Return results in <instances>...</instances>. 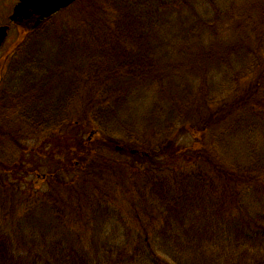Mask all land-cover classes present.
<instances>
[{
  "label": "trees",
  "instance_id": "16d2710c",
  "mask_svg": "<svg viewBox=\"0 0 264 264\" xmlns=\"http://www.w3.org/2000/svg\"><path fill=\"white\" fill-rule=\"evenodd\" d=\"M77 3L14 65L28 127H0L23 151L0 156V264H264V0ZM39 168L45 193L28 183ZM111 221L124 230H100Z\"/></svg>",
  "mask_w": 264,
  "mask_h": 264
},
{
  "label": "flooded vegetation",
  "instance_id": "af4514ba",
  "mask_svg": "<svg viewBox=\"0 0 264 264\" xmlns=\"http://www.w3.org/2000/svg\"><path fill=\"white\" fill-rule=\"evenodd\" d=\"M20 3L21 0H0V127L2 122L10 125L15 120L14 114L9 112L8 114L7 112L4 115L2 114V110H4L2 109V100H12V103L7 106V110L14 106H16L17 109V101L22 98L15 94L16 88L21 84V81L18 79L24 75L27 77L26 70L16 71L14 65H16L18 61L28 59V43L32 40L31 36L40 30L46 22H43L36 29H33L32 26L36 22L35 20L37 19V16L30 15L31 18H29L28 7L18 9ZM75 4H77V1L65 9H68ZM65 9H62L54 16L57 17V15L62 13ZM27 81L28 77L23 83L25 86ZM19 120L25 122L26 127H28V96L25 99L24 110L22 111ZM7 127L12 129L10 126ZM26 130L21 133H28ZM16 141L17 140L11 142L6 138L1 139L0 131V156L3 154V158L6 161H9L10 166L12 167L15 165L17 157L23 154L21 148L17 149L15 145ZM25 159L28 160L27 150L25 153ZM26 165L28 166V163H26Z\"/></svg>",
  "mask_w": 264,
  "mask_h": 264
},
{
  "label": "rangeland",
  "instance_id": "374dc122",
  "mask_svg": "<svg viewBox=\"0 0 264 264\" xmlns=\"http://www.w3.org/2000/svg\"><path fill=\"white\" fill-rule=\"evenodd\" d=\"M80 7H81V5L78 4V3L71 7L70 10H71V12L74 13L73 14L74 16H77L78 11L80 10ZM65 14H66V12L56 17L57 19H55L54 22L56 23L57 26L59 25V23H62V22H60V20L63 18V16H65ZM46 44H48V43L46 42ZM19 91H20V89H19V87H17L16 90H15V92H19ZM1 103H2V109H4V110H2V114L3 115L6 112L8 114V112H9L11 114H14V116H15L16 121H14L13 124L11 123L9 126L12 129H18L22 125L20 123L22 121H20L19 120V117L17 116V114L19 113L18 109H16V106H14V107L8 108V110H7V106L12 103V100H10V99L2 100ZM76 111H77V108H73L71 112H72L73 115H75L76 114ZM140 113H141V108H137V109L134 110L133 113H131V116H133V117L136 115V117H135L136 122L142 121V117H141V114ZM136 122H135V126H137V128H138L140 123H136ZM215 129H211V130L214 131ZM25 130L26 129H24V131ZM26 131L28 132V129ZM90 132L91 131H86L87 136L89 135ZM146 135L149 137L150 136V133H147ZM178 135H179V130H178ZM197 135H198L197 132H194L191 135H184V136L181 137V140H182V142L188 143L189 144L188 146L191 147V148L194 147V144L193 143H195V147L194 148H196L197 140L195 138L198 137ZM18 136H19L18 141L21 144L23 143L24 145H26L27 148L33 147V145L36 144L37 139H38L37 136H34V137L30 136L29 135V132L28 133H21ZM167 136H169V135H167ZM158 137L159 136H157L156 138H158ZM162 139H165V137H162ZM214 140L215 139L211 138V133L210 132L207 135L205 134V136L204 135L201 136L202 143L205 142V144L212 149L213 157L216 159L215 160V164L217 166H219V164L217 163V160H224V158L222 156H217L216 149L214 147ZM143 142H146V140H145L144 137L140 140V144L143 143ZM262 152L264 153V151H262ZM117 155L120 156V157H124L123 151L118 152ZM143 155H145V154H143ZM18 157H20V155ZM18 157H17V159H18ZM134 159L140 160V159H142V157H140V155L135 154L132 157V160H134ZM209 166H211V165L210 164H207L206 167L205 166L204 167L208 170L207 167H209ZM224 167H231V168H233L234 167V164L231 163V161H230V163H224ZM35 169H37V168H35ZM31 172L32 173L28 174V183H29V181L35 182L37 184V188L36 189L41 190L39 193H45L46 191L51 190L50 186H47L45 184V182H43V179L41 178V176H39V175H42V172H45V173L52 172V169L51 170L50 169H48V170H42V169L39 168L37 171H31ZM261 173H262V171H257V172L255 171V172H252V175L260 176ZM125 174H124V176H122L121 173L119 174V180H120L121 183L124 182V185H126V183H127V180L125 179ZM63 179H64V177H62V180ZM66 180L69 181L70 179L67 177ZM137 181H138L139 186L143 182V180L140 179V178ZM65 194H68V192H66ZM87 194L88 193H86V194L83 193V200H85V199L87 200L88 197H90L89 194L88 195ZM127 197H128L127 194H123V198L122 199H124V200L123 201H120V203L117 204V206L120 208L119 209V212L121 213L122 219H129V217H133L134 216L133 214L130 213V212H132V209H131L132 206L131 205H132L133 202H130V201L125 200V198H127ZM147 199H149V198L147 197L146 200ZM140 200H141V202H144L145 201V200H142V199H140ZM111 215H113V213L112 214L111 213L109 214V216H111ZM73 217H76V216H73ZM111 218H116V217L112 216ZM70 221H71V224L74 225V226L77 223V221H76L75 218L70 219ZM10 228H11V224L8 223V222H5V224L3 225V229L4 230H10ZM124 228H125V226L123 227L122 222H119L118 221V223H117L116 221H113V223H112V221H111L106 227L102 225V227L100 228V230H124ZM89 229H90V227L87 224L86 225H83V226L81 224H79V225H77V226H75L73 228V230H83V231H80L81 234H85L86 233V230H89ZM120 232L121 231H117L116 234L119 235ZM106 235L107 234L103 235L102 237L105 238V239H107L106 238Z\"/></svg>",
  "mask_w": 264,
  "mask_h": 264
},
{
  "label": "water",
  "instance_id": "95a60500",
  "mask_svg": "<svg viewBox=\"0 0 264 264\" xmlns=\"http://www.w3.org/2000/svg\"><path fill=\"white\" fill-rule=\"evenodd\" d=\"M76 0H21L19 8L28 7V17L37 16L32 28L38 27L45 19L69 6ZM134 152L136 150H133ZM147 154V153H143Z\"/></svg>",
  "mask_w": 264,
  "mask_h": 264
}]
</instances>
